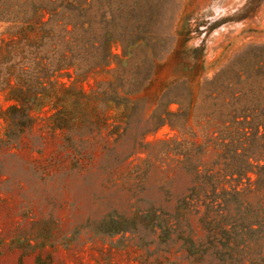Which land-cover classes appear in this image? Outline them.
<instances>
[{
  "label": "rangeland",
  "instance_id": "1",
  "mask_svg": "<svg viewBox=\"0 0 264 264\" xmlns=\"http://www.w3.org/2000/svg\"><path fill=\"white\" fill-rule=\"evenodd\" d=\"M77 2L70 78L0 20V264H264V0Z\"/></svg>",
  "mask_w": 264,
  "mask_h": 264
},
{
  "label": "trees",
  "instance_id": "2",
  "mask_svg": "<svg viewBox=\"0 0 264 264\" xmlns=\"http://www.w3.org/2000/svg\"><path fill=\"white\" fill-rule=\"evenodd\" d=\"M77 5H80L77 0H0V20L10 22L11 26L8 28L16 29L19 34L42 33L45 36L48 35L50 44L54 47L53 52L57 55L53 63V70H64V72H59V75L70 78L71 74L68 70L72 66V52L76 45L74 32L78 26L71 11ZM69 25H72L71 29L68 28ZM86 29L83 28V30ZM39 58L41 60L42 57ZM40 60L34 62L35 66L40 68L37 72L40 76L43 75L41 77L48 78L50 67L47 64H41ZM28 61L30 62V60ZM36 78L38 77L36 76ZM6 84L11 88L7 99L14 101L6 112L21 110L27 115L32 107H42L46 104L44 100L37 103L29 102L22 87L16 83L10 84L9 79L6 80ZM248 117L246 115L241 122L244 126H242L243 131L240 134L245 135L246 138L249 136L252 140L260 139L261 144L253 145V148L252 146L242 148L240 156L243 157V160L232 173H237L240 177L245 176L248 184H253L256 190L264 192V105L258 115H251L249 120ZM249 158H252V161L248 160ZM249 172L255 175L253 179L247 175Z\"/></svg>",
  "mask_w": 264,
  "mask_h": 264
}]
</instances>
